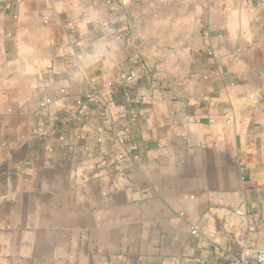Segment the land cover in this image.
Wrapping results in <instances>:
<instances>
[{
    "label": "crops",
    "instance_id": "crops-1",
    "mask_svg": "<svg viewBox=\"0 0 264 264\" xmlns=\"http://www.w3.org/2000/svg\"><path fill=\"white\" fill-rule=\"evenodd\" d=\"M0 1V264L255 258L264 5Z\"/></svg>",
    "mask_w": 264,
    "mask_h": 264
},
{
    "label": "built area",
    "instance_id": "built-area-1",
    "mask_svg": "<svg viewBox=\"0 0 264 264\" xmlns=\"http://www.w3.org/2000/svg\"><path fill=\"white\" fill-rule=\"evenodd\" d=\"M1 4L2 3L0 1V9L2 8ZM133 76H134V74L130 73V77L132 78ZM96 98H97V96L95 95V93H92V94L87 96L88 100H92V99H96ZM77 119H78L77 114H74L71 117L72 121H76ZM78 138L84 139V136L78 135ZM197 233H198V227L195 226L192 229L191 234L196 235ZM233 263L234 264H264V245H263V248L258 252V254L256 255L255 258H253V259H238V260H235Z\"/></svg>",
    "mask_w": 264,
    "mask_h": 264
},
{
    "label": "rangeland",
    "instance_id": "rangeland-1",
    "mask_svg": "<svg viewBox=\"0 0 264 264\" xmlns=\"http://www.w3.org/2000/svg\"><path fill=\"white\" fill-rule=\"evenodd\" d=\"M135 1H138V0H135ZM212 0H190V3L191 4H194L196 5L197 7V10H198V16H201L202 13H203V7L205 5L208 4V2H210ZM263 5H264V0H259ZM258 2V0H256V3ZM202 28L204 27V23H202Z\"/></svg>",
    "mask_w": 264,
    "mask_h": 264
}]
</instances>
